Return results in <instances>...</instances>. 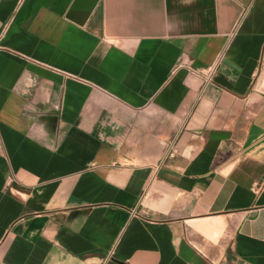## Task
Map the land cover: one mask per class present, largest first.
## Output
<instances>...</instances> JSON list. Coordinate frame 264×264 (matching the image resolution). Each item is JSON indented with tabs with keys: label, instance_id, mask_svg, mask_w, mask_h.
I'll use <instances>...</instances> for the list:
<instances>
[{
	"label": "crops",
	"instance_id": "1",
	"mask_svg": "<svg viewBox=\"0 0 264 264\" xmlns=\"http://www.w3.org/2000/svg\"><path fill=\"white\" fill-rule=\"evenodd\" d=\"M0 264H264V0H0Z\"/></svg>",
	"mask_w": 264,
	"mask_h": 264
},
{
	"label": "built area",
	"instance_id": "2",
	"mask_svg": "<svg viewBox=\"0 0 264 264\" xmlns=\"http://www.w3.org/2000/svg\"><path fill=\"white\" fill-rule=\"evenodd\" d=\"M203 73L205 75V78H206L207 82H209L210 79H211L213 70L212 69H208V70L204 71Z\"/></svg>",
	"mask_w": 264,
	"mask_h": 264
}]
</instances>
